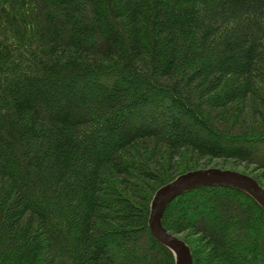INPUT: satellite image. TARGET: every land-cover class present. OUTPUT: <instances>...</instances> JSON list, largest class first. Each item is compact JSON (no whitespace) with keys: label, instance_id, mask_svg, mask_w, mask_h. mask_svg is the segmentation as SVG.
<instances>
[{"label":"trees","instance_id":"trees-1","mask_svg":"<svg viewBox=\"0 0 264 264\" xmlns=\"http://www.w3.org/2000/svg\"><path fill=\"white\" fill-rule=\"evenodd\" d=\"M213 159L264 188V0H0V264H174L150 201ZM161 223L192 264H264L239 189Z\"/></svg>","mask_w":264,"mask_h":264},{"label":"water","instance_id":"water-1","mask_svg":"<svg viewBox=\"0 0 264 264\" xmlns=\"http://www.w3.org/2000/svg\"><path fill=\"white\" fill-rule=\"evenodd\" d=\"M205 185H222L239 189L251 196L264 210V188L256 179L244 172L206 167L178 174L156 189L150 201L148 216V227L151 234L172 251L175 256L174 264H192V256L188 245L162 225L163 212L175 196Z\"/></svg>","mask_w":264,"mask_h":264},{"label":"rangeland","instance_id":"rangeland-1","mask_svg":"<svg viewBox=\"0 0 264 264\" xmlns=\"http://www.w3.org/2000/svg\"><path fill=\"white\" fill-rule=\"evenodd\" d=\"M221 161H222L221 159H213L210 162L209 161L208 162H205V163H208V166H206V164L204 163V165L203 164H199V167L198 168L219 167V168H223V169H232V170H236V171H240V172H243L244 171V173H245V171L246 172H249L250 169L252 168V166L251 167L249 166L248 168H245V166L242 163L241 164H238V165H231V164L229 165V163L227 165L225 164L223 166H220V165L219 166H216V165H214V164H221ZM194 169H196V168H194ZM191 170H193V169H191ZM257 173H258V171L257 172H254V174H257Z\"/></svg>","mask_w":264,"mask_h":264}]
</instances>
